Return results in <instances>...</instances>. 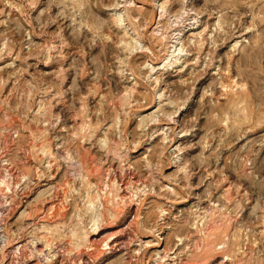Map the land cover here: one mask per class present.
<instances>
[{
	"label": "rangeland",
	"instance_id": "374dc122",
	"mask_svg": "<svg viewBox=\"0 0 264 264\" xmlns=\"http://www.w3.org/2000/svg\"><path fill=\"white\" fill-rule=\"evenodd\" d=\"M4 196L41 264L138 205L131 264H264V0H0Z\"/></svg>",
	"mask_w": 264,
	"mask_h": 264
},
{
	"label": "bare ground",
	"instance_id": "6f19581e",
	"mask_svg": "<svg viewBox=\"0 0 264 264\" xmlns=\"http://www.w3.org/2000/svg\"><path fill=\"white\" fill-rule=\"evenodd\" d=\"M22 34V33H20ZM19 36V35H18ZM21 37V36H19ZM9 45V44H8ZM11 49H9L10 51ZM144 49L142 48V51ZM147 51V49H146ZM12 52V51H11ZM8 53V51L6 52ZM2 54V53H1ZM182 54H183V51H182ZM6 55V54H4ZM177 61H179V59H177ZM174 133V132H173ZM5 185V184H3ZM7 186V185H6ZM5 186V188H6ZM9 187V186H8ZM10 188V187H9ZM8 189V188H7ZM10 190V189H8ZM13 190V189H12ZM11 191V190H10ZM4 195V194H2ZM5 197V196H4ZM11 197V196H10ZM9 197V198H10ZM13 199V198H12ZM129 202V201H128ZM12 203V201H11ZM14 203V202H13ZM12 203V204H13ZM140 203V202H139ZM50 205H53V204H50ZM137 205V204H135ZM141 206V205H140ZM55 206H51L49 208V211L52 210ZM17 208V207H16ZM141 208V207H140ZM140 208H139V205L138 207H136V209L134 210V207L130 208V214L133 215L131 221L129 222V224L125 227V228H120L117 232H115L114 234H111L109 236H104V233H102V231L104 230H99V232H96L94 233L93 237L94 239L91 240V246L85 251V252H82V254H80L79 256H75L76 258L74 259V263L75 264H96V258L99 256H101L98 260V263L100 264H105L107 263L108 260H111L112 258L114 257H117V256H121V255H124V258H125V262L128 261L131 262L133 255H139L141 256L142 253H141V249H142V246L141 249H137L139 245H141L140 240L139 242V245H135L136 240L138 239L137 238V235L135 233V231L138 229V226H140L141 224V216H142V213L140 211ZM13 210V209H12ZM54 210V209H53ZM11 212V211H10ZM54 213V212H53ZM166 213V212H165ZM23 214H25V212H23ZM47 214V213H46ZM49 214V212H48ZM169 214V213H168ZM11 215V213H10ZM45 215V214H44ZM43 215V216H44ZM52 215V214H51ZM4 217H6L4 215ZM45 217V216H44ZM43 218V217H41ZM40 218V219H41ZM7 219V218H6ZM48 219V218H47ZM5 222V221H4ZM145 222V221H144ZM7 223V222H6ZM7 226V225H6ZM9 229V228H8ZM41 229V228H40ZM139 232V231H138ZM8 233V232H7ZM9 236V234H8ZM139 237V236H138ZM11 238V237H10ZM106 238V239H104ZM20 239V238H19ZM104 239V240H103ZM14 241V240H13ZM16 242V241H14ZM31 244H33V242L31 241H28L27 244H21V241L18 242L15 244V246H22V249H25L26 246H30ZM145 244V243H144ZM14 245V243H13ZM11 246V245H10ZM32 246V252L31 251H28V252H31L28 253L30 254V257L27 258L25 264H41V262H44L46 260H48V257L46 256V254H44L43 252V248L40 249L39 248V244L37 243H34V245H31ZM144 246V245H143ZM12 247V246H11ZM145 247V246H144ZM143 247V249H144ZM28 249V248H27ZM136 249L138 250V253H136ZM135 252V254H133V251ZM147 250V248H146ZM58 251V250H57ZM132 251V252H131ZM145 251V250H144ZM26 252V251H25ZM166 254V252H164ZM26 254V253H25ZM24 254V255H25ZM154 253H152L153 255ZM157 254H159V252H157ZM164 254V255H165ZM146 255V254H145ZM160 255V254H159ZM168 255V254H167ZM165 255V256H167ZM28 256V255H27ZM50 256V255H49ZM97 256V257H96ZM96 257V258H95ZM122 257V256H121ZM169 257V256H168ZM53 258H54V261H52L50 264H58V259L60 258L59 254L57 252H53ZM118 258V257H117ZM135 258V257H134ZM133 258V259H134ZM138 258V257H137ZM142 258V257H141ZM148 258V257H147ZM146 258V260H147ZM123 260V258H121ZM120 259V260H121ZM143 259V258H142ZM141 259V260H142ZM154 259V258H153ZM163 260V258H160V260ZM165 259V258H164ZM118 260V259H117ZM139 260H140V257H139ZM145 260V261H146ZM61 261V260H60ZM48 262V261H47ZM113 263V261H111ZM111 262L107 263V264H111ZM116 262V260H115ZM121 262V261H120ZM124 262V261H123ZM124 262V264H125ZM140 262V261H139ZM160 263V261H158ZM142 263V261H141ZM158 263V264H159ZM59 264H63L62 262ZM121 264V263H120ZM131 264V263H129ZM139 264V263H138ZM146 264H151V259L149 257L148 259V262ZM157 264V263H155ZM161 264V263H160ZM221 264V263H220ZM223 264V263H222Z\"/></svg>",
	"mask_w": 264,
	"mask_h": 264
},
{
	"label": "built area",
	"instance_id": "2783aa9c",
	"mask_svg": "<svg viewBox=\"0 0 264 264\" xmlns=\"http://www.w3.org/2000/svg\"><path fill=\"white\" fill-rule=\"evenodd\" d=\"M9 197H0V264H25L24 250L22 246L10 247V238L7 234V226L4 222V215L10 210ZM7 206V207H6Z\"/></svg>",
	"mask_w": 264,
	"mask_h": 264
}]
</instances>
